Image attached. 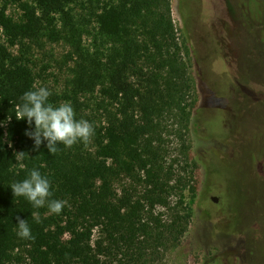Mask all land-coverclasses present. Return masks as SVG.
Masks as SVG:
<instances>
[{
  "label": "trees",
  "instance_id": "trees-1",
  "mask_svg": "<svg viewBox=\"0 0 264 264\" xmlns=\"http://www.w3.org/2000/svg\"><path fill=\"white\" fill-rule=\"evenodd\" d=\"M0 1V264H158L178 247L191 218V211L171 206L170 198L185 186L164 160L166 119L178 112L185 120L190 89L169 0H87L104 43L93 52L72 43L75 27L64 29L75 58L69 88L62 96L51 93L47 102H69L75 119L87 120L95 131L87 144L58 143L55 155L46 140L34 146L25 135L35 130L34 122L16 114L23 94L37 89L27 43L50 32L56 16L68 20L67 8L77 0ZM10 5L16 16L7 14ZM199 85L222 103L225 91L205 83V75ZM87 94L98 95L99 125L81 115L79 97ZM33 169L50 181V200L67 201L60 214L14 197L10 186ZM124 180L129 183L120 188ZM158 209L168 211V219ZM17 217L27 221L34 239L17 235Z\"/></svg>",
  "mask_w": 264,
  "mask_h": 264
},
{
  "label": "rangeland",
  "instance_id": "rangeland-1",
  "mask_svg": "<svg viewBox=\"0 0 264 264\" xmlns=\"http://www.w3.org/2000/svg\"><path fill=\"white\" fill-rule=\"evenodd\" d=\"M169 7L190 89L185 120L178 112L166 119L164 160L185 186L171 206L191 211V218L178 247L158 264H264V0H169ZM90 8L77 0L67 8L68 20L56 16L50 32L27 43L36 88L57 96L68 90L75 60L70 40L63 39L69 26L77 30L72 43L88 52L103 48ZM16 13L10 5L7 14ZM203 75L217 92L225 91L222 103L199 85ZM79 102L82 116L96 125L104 121L97 94ZM156 212L164 221L170 215Z\"/></svg>",
  "mask_w": 264,
  "mask_h": 264
},
{
  "label": "clouds",
  "instance_id": "clouds-1",
  "mask_svg": "<svg viewBox=\"0 0 264 264\" xmlns=\"http://www.w3.org/2000/svg\"><path fill=\"white\" fill-rule=\"evenodd\" d=\"M50 95L51 92L47 88L39 87L26 91L21 97L23 103L18 106L16 119L26 118L29 125L33 122L35 125V130L26 131L25 135L34 139L36 148L46 140L51 155L57 153L58 143L66 148H71L77 142L89 143L95 131L93 125L87 120H76L74 109L69 102L56 107L48 103ZM10 187L14 197L26 198L34 208H41L47 204L50 213L60 214L67 204L64 200L49 199L52 196L50 181L35 169L30 172L28 178L13 183ZM33 218L39 222L38 214L34 213ZM17 221V235L22 239H34L27 221L19 217Z\"/></svg>",
  "mask_w": 264,
  "mask_h": 264
},
{
  "label": "built area",
  "instance_id": "built-area-1",
  "mask_svg": "<svg viewBox=\"0 0 264 264\" xmlns=\"http://www.w3.org/2000/svg\"><path fill=\"white\" fill-rule=\"evenodd\" d=\"M0 31H1V35H2V37H3V40H4V42L3 43H5V37H4V35H3V33H2V30L0 29Z\"/></svg>",
  "mask_w": 264,
  "mask_h": 264
},
{
  "label": "water",
  "instance_id": "water-1",
  "mask_svg": "<svg viewBox=\"0 0 264 264\" xmlns=\"http://www.w3.org/2000/svg\"><path fill=\"white\" fill-rule=\"evenodd\" d=\"M211 200H212L213 202H216V201H217V199L214 198V197H212Z\"/></svg>",
  "mask_w": 264,
  "mask_h": 264
},
{
  "label": "flooded vegetation",
  "instance_id": "flooded-vegetation-1",
  "mask_svg": "<svg viewBox=\"0 0 264 264\" xmlns=\"http://www.w3.org/2000/svg\"><path fill=\"white\" fill-rule=\"evenodd\" d=\"M212 201V200H211ZM213 202V201H212ZM213 203H215V202H213Z\"/></svg>",
  "mask_w": 264,
  "mask_h": 264
}]
</instances>
